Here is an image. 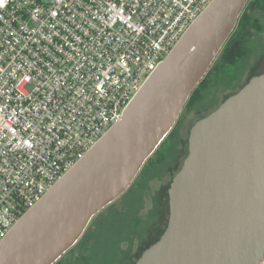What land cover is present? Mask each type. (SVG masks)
<instances>
[{
	"label": "water",
	"instance_id": "obj_1",
	"mask_svg": "<svg viewBox=\"0 0 264 264\" xmlns=\"http://www.w3.org/2000/svg\"><path fill=\"white\" fill-rule=\"evenodd\" d=\"M250 0H212L122 117L14 224L0 264H53L173 128ZM169 217L135 264H264V73L191 127Z\"/></svg>",
	"mask_w": 264,
	"mask_h": 264
},
{
	"label": "built area",
	"instance_id": "obj_2",
	"mask_svg": "<svg viewBox=\"0 0 264 264\" xmlns=\"http://www.w3.org/2000/svg\"><path fill=\"white\" fill-rule=\"evenodd\" d=\"M211 2L0 0V242Z\"/></svg>",
	"mask_w": 264,
	"mask_h": 264
},
{
	"label": "rangeland",
	"instance_id": "obj_3",
	"mask_svg": "<svg viewBox=\"0 0 264 264\" xmlns=\"http://www.w3.org/2000/svg\"><path fill=\"white\" fill-rule=\"evenodd\" d=\"M253 17L257 18L260 28H248L246 54L230 66L214 61L215 64L209 67L210 70L217 64L223 71L218 75H204L203 79L207 76V81L203 87L197 89V98L189 99L190 102L184 105L168 136L144 162L131 186L108 205L109 209L104 208L92 217L86 228L88 230L91 226L87 232L91 239L85 240L86 247L91 250V246L96 244L93 242L101 239L103 233L107 237L103 238L104 242H108L98 245L99 257L93 259V264H135L149 244V235H155L164 228L165 223L160 225V229L157 224L165 211L164 205L167 207L169 184L188 153L191 127L251 77L264 73V11L256 12ZM114 213L115 216L120 215L122 226L116 223L113 225ZM167 217L166 213V219ZM107 219L111 221L107 224L109 230L101 233L100 227ZM108 251L109 254L105 257Z\"/></svg>",
	"mask_w": 264,
	"mask_h": 264
},
{
	"label": "trees",
	"instance_id": "obj_4",
	"mask_svg": "<svg viewBox=\"0 0 264 264\" xmlns=\"http://www.w3.org/2000/svg\"><path fill=\"white\" fill-rule=\"evenodd\" d=\"M248 10H250V12H248ZM258 11H264V0L248 1L242 14L238 18L235 29L233 30V32L231 33V35L229 36V38L227 39V41L225 42V44L223 45L219 53L217 54L216 58L213 60L211 66L215 64L214 62L215 60L216 62L220 61L222 63V64L220 63V65H223V64L225 66L234 65L239 58H242L246 54L247 41H248L247 39L249 38L248 28L250 26L256 29L260 28L257 18L253 17V14H255ZM222 71L223 69H221V67L217 66L216 64L213 67V69L210 70L209 68L206 73H208L207 76L210 73H214L218 75ZM206 77L204 79L203 78L201 79V81L196 86L195 90L191 93V95L189 96L187 100L188 103L190 102L191 99L197 98V95H195L197 92V89L205 85L207 81ZM228 81H231V80H228ZM105 208L109 209V206ZM113 218H114L113 225L116 223L119 226H122V220L120 218V215L115 216V213H114ZM110 222L111 221L107 219V221H104V224L101 227L99 226L101 233L107 232V230H109V227L107 226V224H110ZM89 227L91 228V226ZM89 227H88V230H86L83 233L81 238L53 264H93V259L96 257H99L98 245H100V243L108 244V242H104L103 238H107V237L103 233L104 236H102L101 239L99 240L97 239L93 242L96 244L91 246V250L90 248H87L85 245V240L91 239L89 238V235L87 234V232L90 230ZM96 250L98 254H96ZM110 250H111V247L109 246V251ZM109 251L107 252L105 257L108 256ZM105 257H104V261H105Z\"/></svg>",
	"mask_w": 264,
	"mask_h": 264
},
{
	"label": "flooded vegetation",
	"instance_id": "obj_5",
	"mask_svg": "<svg viewBox=\"0 0 264 264\" xmlns=\"http://www.w3.org/2000/svg\"><path fill=\"white\" fill-rule=\"evenodd\" d=\"M175 123H176V122H175ZM174 125H175V124H174ZM168 134H169V133H168ZM168 134L166 135V137L168 136ZM166 137H165V138H166ZM165 138H164V139H165ZM187 154H188V153H187ZM186 156H187V155H186ZM184 159H185V158H184ZM183 161H184V160H183ZM182 164H183V163H182ZM181 167H182V165H181ZM181 167H180V168H181ZM179 170H180V169H179ZM179 170H178V171H179ZM178 171H177V172H178ZM177 172H176V174H177ZM176 174H175V175H176ZM175 175H174V176H175ZM135 177H136V176H135ZM172 179H173V178H172ZM171 181H172V180H171ZM132 182H133V181H132ZM170 183H171V182H170ZM131 184H132V183H131ZM130 186H131V185H130ZM130 186H129V187H130ZM129 187H128V188H129ZM169 187H170V184H169ZM168 189H169V188H168ZM126 191H127V190H126ZM126 191H125V192H126ZM125 192H124V193H125ZM124 193H123V194H124ZM167 196H168V190H167ZM168 202H169V197H167V207L164 205V207H165V211H164V213L162 214V216H161V218L159 219V222H158V224H157V225H159L158 229H160V225H161V224H164V223H165V226H164V228H163L162 230H158V233H156L155 235L153 234V235L151 236L152 233L149 235V238H150V239L148 240V243H149V244L147 245V247H145V249L148 248L149 246H151L153 243H155V242L159 239V237L161 236V234L163 233L164 229L166 228V224H167L168 217H169V204H168ZM166 213L168 214L167 219H166ZM165 220H166V221H165ZM151 224H152V223H151ZM145 249H144V250H145ZM144 250H143V251H144ZM143 251H142V252H143ZM140 255H141V254H140ZM139 257H140V256H139ZM139 257H138V258H139ZM138 258H137V259H138Z\"/></svg>",
	"mask_w": 264,
	"mask_h": 264
}]
</instances>
